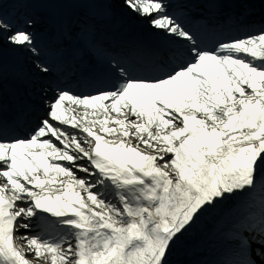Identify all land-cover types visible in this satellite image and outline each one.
<instances>
[{
    "label": "snow or ice",
    "instance_id": "1",
    "mask_svg": "<svg viewBox=\"0 0 264 264\" xmlns=\"http://www.w3.org/2000/svg\"><path fill=\"white\" fill-rule=\"evenodd\" d=\"M33 2L0 0V264H172L205 220L211 264H264V19L233 11L225 31L193 18L221 0H71L83 18L46 36L19 11ZM117 16L157 48H104ZM65 39L99 65L89 91L62 75ZM10 76L27 91L11 118Z\"/></svg>",
    "mask_w": 264,
    "mask_h": 264
},
{
    "label": "bare ground",
    "instance_id": "2",
    "mask_svg": "<svg viewBox=\"0 0 264 264\" xmlns=\"http://www.w3.org/2000/svg\"><path fill=\"white\" fill-rule=\"evenodd\" d=\"M214 221L205 220L201 225L183 238L172 257V264H194L196 256L214 253L216 244Z\"/></svg>",
    "mask_w": 264,
    "mask_h": 264
}]
</instances>
